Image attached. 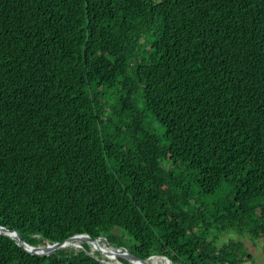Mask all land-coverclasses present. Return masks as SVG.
<instances>
[{"label":"trees","instance_id":"trees-1","mask_svg":"<svg viewBox=\"0 0 264 264\" xmlns=\"http://www.w3.org/2000/svg\"><path fill=\"white\" fill-rule=\"evenodd\" d=\"M0 227L253 264L238 237L264 240V0H0ZM46 259L109 264L0 234V264Z\"/></svg>","mask_w":264,"mask_h":264},{"label":"water","instance_id":"water-1","mask_svg":"<svg viewBox=\"0 0 264 264\" xmlns=\"http://www.w3.org/2000/svg\"><path fill=\"white\" fill-rule=\"evenodd\" d=\"M0 234L10 237L14 240H16L18 242V245L20 247H22L26 252L33 254V255H39V256H49L52 253L56 252L57 250H61V249H65L67 247H77L75 244L70 243L71 241L77 240V239H82V242H85L89 245L90 249L92 252H97L100 254H103V252L100 250H94L92 249V247L90 246L91 243H95V242H99L100 245L102 246V243L104 244V246H107L109 248H111L114 252H119V253H125L127 255H129V257L131 258H125L122 256H117L119 260H126L128 262H137L140 264H152L151 259H153L154 257H151L148 260H143L138 258L137 256H135L134 254L130 253L129 251L123 249V248H116L112 245L109 244V242L105 239V238H98V239H92L90 236L82 234V235H75L67 240H65L62 243H56V244H48L47 246H38V247H34V246H30L28 244H26L20 234L18 233V231H9L4 227H0ZM163 259H165L169 264H172L170 262V260L166 257H161Z\"/></svg>","mask_w":264,"mask_h":264},{"label":"rangeland","instance_id":"rangeland-1","mask_svg":"<svg viewBox=\"0 0 264 264\" xmlns=\"http://www.w3.org/2000/svg\"><path fill=\"white\" fill-rule=\"evenodd\" d=\"M238 238L241 239L245 243L247 249L253 255V257H254V263L253 264H264V240L263 239L252 240V239H250L248 237H244V238L238 237ZM83 243H85V242H81L80 246H77V248H82ZM94 244H99L100 245V243H94ZM102 246H104L103 243H102ZM104 247H105V250L106 249L107 250L105 251V254L103 253L102 255L104 256L105 259H107V263H109V264H133L134 263V261H132L131 263L130 262L123 263V262H121L122 260L115 259L113 257L114 256L113 255L114 254L113 250L109 249L107 246H104ZM94 250H99L100 251L101 248H99L98 246H95ZM158 259H160L162 261H165L166 264H169L163 258H158ZM43 264H52V263L49 260L46 259L43 262Z\"/></svg>","mask_w":264,"mask_h":264},{"label":"bare ground","instance_id":"bare-ground-1","mask_svg":"<svg viewBox=\"0 0 264 264\" xmlns=\"http://www.w3.org/2000/svg\"><path fill=\"white\" fill-rule=\"evenodd\" d=\"M81 240V241H80ZM82 242V239H77V240H74V241H71L70 243H72V244H75L76 246H80V243ZM95 243H99V242H95ZM90 246L92 247V249H94V247L95 246H98L99 248H101V250L103 251V253L105 254V251L107 250H105V247L104 246H101V245H99V244H94V243H91L90 244ZM109 248V247H108ZM109 249H111V248H109ZM112 250V249H111ZM114 252V251H113ZM114 256V258L115 259H118V257L117 256H122V257H125V258H130L129 257V255H127V254H125V253H119V252H114V254H113ZM112 257V256H111ZM158 258H161V257H154L153 259H151V262H152V264H166L165 263V261H162V260H160V259H158ZM131 259V258H130ZM133 264H140V263H133Z\"/></svg>","mask_w":264,"mask_h":264}]
</instances>
